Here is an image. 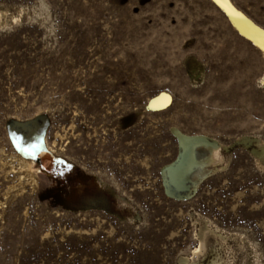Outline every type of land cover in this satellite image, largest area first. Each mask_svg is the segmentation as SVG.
I'll use <instances>...</instances> for the list:
<instances>
[{"label": "rangeland", "instance_id": "374dc122", "mask_svg": "<svg viewBox=\"0 0 264 264\" xmlns=\"http://www.w3.org/2000/svg\"><path fill=\"white\" fill-rule=\"evenodd\" d=\"M263 79L209 0H0V264H264Z\"/></svg>", "mask_w": 264, "mask_h": 264}, {"label": "bare ground", "instance_id": "6f19581e", "mask_svg": "<svg viewBox=\"0 0 264 264\" xmlns=\"http://www.w3.org/2000/svg\"><path fill=\"white\" fill-rule=\"evenodd\" d=\"M227 18L234 30L245 40L257 48L264 58V28L256 24L243 11L238 9L231 0H209ZM264 81V79H263ZM172 103L171 96L166 92H161L153 97L148 105L149 111L158 112L167 109Z\"/></svg>", "mask_w": 264, "mask_h": 264}, {"label": "water", "instance_id": "95a60500", "mask_svg": "<svg viewBox=\"0 0 264 264\" xmlns=\"http://www.w3.org/2000/svg\"><path fill=\"white\" fill-rule=\"evenodd\" d=\"M18 147H19V150L22 152L23 155L33 157L32 154H31V152H32L35 148H37L38 146H35L34 148L31 147V146H28L26 150H24V149L22 148L21 145H18ZM39 147H40V146H39Z\"/></svg>", "mask_w": 264, "mask_h": 264}, {"label": "flooded vegetation", "instance_id": "af4514ba", "mask_svg": "<svg viewBox=\"0 0 264 264\" xmlns=\"http://www.w3.org/2000/svg\"><path fill=\"white\" fill-rule=\"evenodd\" d=\"M39 145V144H38ZM39 147H37V148H35L32 152H31V154H32V156L34 157V158H36V159H39Z\"/></svg>", "mask_w": 264, "mask_h": 264}, {"label": "snow or ice", "instance_id": "6c2138e0", "mask_svg": "<svg viewBox=\"0 0 264 264\" xmlns=\"http://www.w3.org/2000/svg\"><path fill=\"white\" fill-rule=\"evenodd\" d=\"M261 46L264 47V44H262Z\"/></svg>", "mask_w": 264, "mask_h": 264}]
</instances>
